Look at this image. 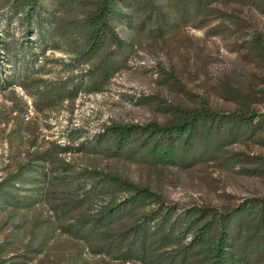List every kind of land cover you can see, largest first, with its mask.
I'll list each match as a JSON object with an SVG mask.
<instances>
[{
  "label": "trees",
  "instance_id": "trees-1",
  "mask_svg": "<svg viewBox=\"0 0 264 264\" xmlns=\"http://www.w3.org/2000/svg\"><path fill=\"white\" fill-rule=\"evenodd\" d=\"M0 4L9 8V22L20 20L25 36L37 32L40 46L37 54L28 37L16 42L8 29L0 33V91L20 84L40 111L104 90L133 51V42L118 29L135 26L136 18L143 32L164 36L180 26L204 28L228 14L220 5L264 14V0ZM65 13L77 17L64 22ZM64 42L72 45V58L61 65L67 76L43 81L41 74L54 69L38 66V60ZM254 44L264 56L261 37ZM23 50L31 54L21 55ZM3 62L22 68L6 75ZM263 133L264 112L244 105L225 112L204 103L181 110L166 124L112 122L92 136L75 128L65 145L18 151L21 159L0 179V264H264V197H246L223 209L184 205L96 162L126 158L153 167L192 168ZM78 156L91 163L76 162Z\"/></svg>",
  "mask_w": 264,
  "mask_h": 264
},
{
  "label": "rangeland",
  "instance_id": "rangeland-1",
  "mask_svg": "<svg viewBox=\"0 0 264 264\" xmlns=\"http://www.w3.org/2000/svg\"><path fill=\"white\" fill-rule=\"evenodd\" d=\"M2 7L0 4V33L8 29L16 42L28 37L38 54L37 32L25 36L20 20L14 17L9 22V8ZM220 8L228 14L204 28L180 26L164 36L140 30L138 18L135 26L119 28L121 36L134 44L126 67L104 90L83 93L74 102L40 111L30 91L20 84L0 91V179L10 169L9 164L21 159L18 151L45 148L52 142L65 145L75 128L92 136L112 122L166 124L181 110L204 103L225 112L244 105L263 113L264 56L254 40L259 36L264 43V14L237 4ZM73 16L65 13L62 20L77 17ZM71 46L64 42L62 48L47 50L40 57L38 66L54 69L41 74L43 81L67 76L61 65L72 58L68 53ZM26 53L31 54L23 50L21 55ZM21 68L17 62H3L1 67L6 75ZM263 137L264 133L228 146L215 159L192 168L153 167L126 158H98L96 162L101 168L150 186L167 201L223 209L246 197H264ZM75 161L91 163L85 156Z\"/></svg>",
  "mask_w": 264,
  "mask_h": 264
}]
</instances>
